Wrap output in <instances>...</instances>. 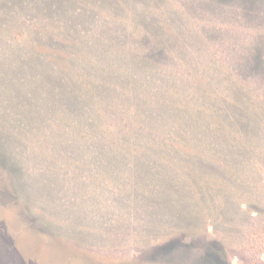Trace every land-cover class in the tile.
Segmentation results:
<instances>
[{"label":"rangeland","instance_id":"1","mask_svg":"<svg viewBox=\"0 0 264 264\" xmlns=\"http://www.w3.org/2000/svg\"><path fill=\"white\" fill-rule=\"evenodd\" d=\"M109 1V19L52 0L12 27L46 65L119 76L0 84V264H264V167L208 138L264 116V0Z\"/></svg>","mask_w":264,"mask_h":264},{"label":"trees","instance_id":"2","mask_svg":"<svg viewBox=\"0 0 264 264\" xmlns=\"http://www.w3.org/2000/svg\"><path fill=\"white\" fill-rule=\"evenodd\" d=\"M62 1L66 2V0H62ZM80 1H84L83 3L84 8H80L78 5L77 9L80 10L82 9L79 17L84 18V20L86 21L87 20L97 21V16L103 18L104 16L103 11L112 8L115 9V6H112L113 4L109 0H102V2H100V0H88L89 5H87L88 2H85V0H80ZM97 4H99V6H97ZM52 8H53L52 0H0V37L2 36V38H4L5 40L9 42H13V44L10 45V47L8 48L9 49L8 51L14 52L11 56H6L5 60H3L0 65V84H5L3 90L4 98L9 99L7 98L9 96L7 84H13V85L15 84L16 85L17 84H24V85L25 84H117L115 80V76H119V75H116V73L111 70L109 72V69H107L106 67L105 68L100 67L99 70H95V68H91L90 71L93 72L94 74L92 78L86 77L85 71H83L84 66L81 67L79 64L75 66V69L70 70V67L68 66L69 61H64V58L66 57L65 60L70 59L72 61H75L76 59L79 60L77 58L78 55L77 53L75 54V52L73 54L71 52H68L64 54L65 57L62 56V59L61 58L57 59V61L50 60L52 63L46 65L44 61V57L46 55H44L43 51L29 50L25 48L26 45L22 44L21 41L20 42L18 41V38L20 37L23 39L22 31L19 30L18 28H12V27H16V26L18 27L19 25H23L22 22L24 17L32 12H34V14L45 13V12L47 13L52 11ZM70 9L76 10V5L71 6ZM139 12L141 13L142 17H145V14L142 10ZM106 15L104 16V20L106 18L109 19ZM123 21L125 22L126 19L123 18ZM28 36H30L29 33ZM25 69L29 71L28 74H26V78L23 79L22 75L25 72ZM125 78L128 77L126 76ZM147 79H149V76L145 72L140 78L141 81L140 83L144 82L142 84H145V82H149V80L146 81ZM136 80H137L136 77L131 76V81L135 83ZM29 89H31V87H29ZM90 90L93 91L92 87L90 88ZM74 93L75 96H79V92L77 91V88H75ZM240 95L241 96H239L238 100H234V101L231 100L229 103L236 102V104L239 103V105L241 106V103H244L247 100V97L243 93H240ZM23 120H25V122L27 121V119H22V121ZM224 120H218L217 122L218 123L221 122L223 126L226 123H229L228 120L225 121ZM6 121L9 122V123L6 122L7 125H11L15 123L10 119ZM239 122L242 124L243 127L247 128V132H245L244 136H241L237 132L236 126L233 124V122L230 121L229 128L234 129L233 131L235 132V134L231 136H227L224 133L212 138H211L212 134H210V136L208 137L210 139L209 143L210 145H214L213 140L218 139V140H222L220 142L221 144L229 146L230 148L231 147L234 148L239 158L238 160H236V158L231 157L237 163V165H235V162L233 161L231 162L236 167L241 169L243 168L246 169L247 162H251L252 156H256L261 170L264 167L263 166L264 155L263 154L259 155L261 150L257 149V145L263 142L264 140V116L260 115L257 117L255 116L248 117L243 115L242 117L241 114V118L239 119ZM198 127L201 131H204L206 127L207 129L208 127L212 129H218L219 126L218 124H214L213 127L207 124L205 127L204 125H199ZM199 138H202V136H199ZM1 139L2 138L0 137V140ZM3 142L5 143L4 140ZM247 143L249 146L242 145ZM230 150L233 151V149H229V151ZM3 156H5V154H3ZM235 166L229 168V173H230L229 179L233 183H235V180L236 181L239 180L237 175L235 176L234 174ZM252 173H253V178H255V174L253 170ZM246 178L249 179V176H247ZM235 203L237 204V202ZM253 211L255 210H251V212L249 213L250 217ZM219 251L221 255H224V252L222 251L221 248L219 249Z\"/></svg>","mask_w":264,"mask_h":264}]
</instances>
